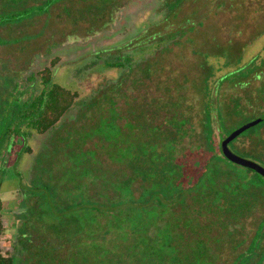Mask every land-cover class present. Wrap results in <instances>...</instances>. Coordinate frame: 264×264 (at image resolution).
<instances>
[{
	"label": "rangeland",
	"instance_id": "rangeland-1",
	"mask_svg": "<svg viewBox=\"0 0 264 264\" xmlns=\"http://www.w3.org/2000/svg\"><path fill=\"white\" fill-rule=\"evenodd\" d=\"M0 19L4 255L15 264H155V255L163 264H264V180L226 160L157 207L164 214L148 235L173 231L168 249L164 239L146 249L135 241L129 258L121 236L131 218L109 231L117 224L105 214L108 202L139 210L144 148L157 128L184 119L175 158L203 161L205 114L217 143L263 116L264 0H0ZM53 58V82L78 96L47 133L21 127L14 136L6 127L18 126L16 112L40 88L32 75ZM228 147L264 167V123ZM242 176L258 186L233 193Z\"/></svg>",
	"mask_w": 264,
	"mask_h": 264
},
{
	"label": "trees",
	"instance_id": "trees-1",
	"mask_svg": "<svg viewBox=\"0 0 264 264\" xmlns=\"http://www.w3.org/2000/svg\"><path fill=\"white\" fill-rule=\"evenodd\" d=\"M24 11L25 10L22 9L20 11L14 12L13 14H11L9 19H12L13 17H19ZM4 21L0 19V24H2ZM56 61V58L51 59L48 65L43 66L42 68L37 70L35 74L32 75L34 79L37 80L40 88L31 96L29 100L25 102L23 109L16 112L15 116L16 121L19 122L18 126L13 129L6 127V131L14 134V136H18L23 131L21 127H26L32 129L38 134H45L52 128H54L55 125L66 114V112H68V110H70V108L73 106L78 93L74 90L63 87L60 84L53 82L52 80L53 66L55 65ZM204 118L205 119L203 121V124L205 128L203 129V135L205 138L206 154L202 159L203 161H201L200 159H193L192 162H190L189 159L187 160V157H185V160L178 161L175 158L177 144L181 141L180 138L187 132V128L185 126L184 119H174L175 121L170 124L171 128L163 131V133H161V129L157 128L158 130L156 129V131L153 132L155 138L152 142V146H145L144 148V152L146 151V148L149 150L148 152H145L148 157L149 164L147 165L148 169L142 170V173L144 174H142L141 178H143L144 182H148V186L142 189V191H146L144 194L141 193L137 200V203L140 205L139 210L136 211V208L130 206L129 208L123 209V211H119L118 209H114V207H112L114 206L112 202L106 203L107 206L105 208V214L109 216L110 222L108 224L112 225L111 223L114 222H116L117 224H115L116 227H108L106 228V230L110 231L111 229H122L120 223L124 219L128 220L129 218H131V223L129 222L130 225L127 226V228L122 229L123 235L121 236V245L124 246V252L129 254L127 255L129 258L132 259L135 256L134 254H136L134 247L135 241L140 243V245L144 246V249H146L152 247L153 245H156L158 242H161L164 239L162 241V244H160L162 249H168L169 247H171L170 245L172 243V239L174 238L173 236H175L173 234V231H168L166 229V237H164L160 229V237L157 241L155 239H150L148 235V231L151 225L156 223L160 217L162 218L164 214V211L157 207H164L166 204L174 205V203H170L168 200H170L172 197L175 198L177 195L179 197L177 199H180L183 195V192L187 193L189 191L188 189H191L194 184L203 180L204 174L208 171V169H210V164L216 159L219 158L220 160L222 159L230 162L223 156L221 152V141L227 135L222 134L218 140V143L215 142L213 139V130L209 125L210 123H208V120L206 119V114ZM261 118L262 120L258 124L264 123V113ZM11 122L9 124H11ZM249 129L243 131L242 133L248 131ZM25 149L28 150V147H26ZM192 158H194V156ZM246 169L252 171L249 168ZM217 171V169L214 170L215 173H217ZM254 173L258 179L264 180V177L257 174L256 172ZM226 174L231 173L227 172ZM228 176H230L229 178L230 180H232V178L235 179L236 175ZM215 178H217V176ZM257 184L258 183H256V180L247 179L246 177L242 176V179L237 178L236 180H234V188L232 191L233 193H236L240 186L252 187ZM253 188L257 189L256 186ZM152 200L156 202L154 203ZM162 200L165 201V203H162ZM152 203H154V206L152 205ZM91 211L100 214L99 211ZM110 216H114L112 217L113 219ZM140 218L143 220L146 219V223L141 224L140 221H136ZM147 219L155 221L150 222ZM173 219H175V222H178V217H175ZM170 223L171 221L169 222V224ZM170 227L171 225H169L167 228L170 230ZM75 229L79 231L78 228ZM2 230L3 227L0 224V234ZM252 244H256L255 240ZM143 252L142 257L143 255L146 256V254ZM151 252L152 251H150L147 255H150ZM154 252L152 253L154 254ZM160 252V249H158V252L155 253L160 254ZM155 256V264H159L158 262L163 264V261H161V259L157 257V255ZM124 262L128 264H134V260H124ZM0 264H15L14 256L11 254L4 255L0 251ZM171 264L179 263L171 262Z\"/></svg>",
	"mask_w": 264,
	"mask_h": 264
},
{
	"label": "water",
	"instance_id": "water-1",
	"mask_svg": "<svg viewBox=\"0 0 264 264\" xmlns=\"http://www.w3.org/2000/svg\"><path fill=\"white\" fill-rule=\"evenodd\" d=\"M262 118L258 117L255 118L247 123H244L241 127L231 131L225 138L222 139L221 141V152L223 156L229 160L230 162L244 167V168H249L252 171L256 172L257 174L261 175L264 177V167L261 166L260 164L256 163L255 161L249 160L247 158H243L241 156L236 155L233 153L230 148L228 147V143L231 142L234 138L239 136L243 131L249 129L250 127L258 124L261 122Z\"/></svg>",
	"mask_w": 264,
	"mask_h": 264
}]
</instances>
